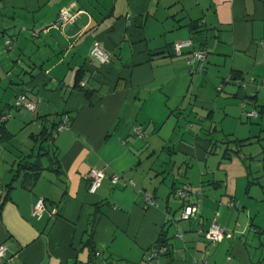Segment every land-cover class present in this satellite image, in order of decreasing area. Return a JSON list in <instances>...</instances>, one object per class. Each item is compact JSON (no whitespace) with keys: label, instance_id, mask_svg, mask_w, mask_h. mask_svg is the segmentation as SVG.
Returning <instances> with one entry per match:
<instances>
[{"label":"crops","instance_id":"crops-1","mask_svg":"<svg viewBox=\"0 0 264 264\" xmlns=\"http://www.w3.org/2000/svg\"><path fill=\"white\" fill-rule=\"evenodd\" d=\"M62 11L71 22L58 24ZM177 42L189 43L181 57ZM197 50L207 58L192 67ZM78 70L89 98L74 88ZM21 94L34 113L13 107ZM3 115L0 246L11 264H146L162 232L159 264H264V0H0ZM65 118L70 130L57 133ZM41 142L52 147L36 160ZM20 162L42 164L36 180ZM92 169L104 174L94 194ZM187 186L198 215L179 222ZM213 221L221 242L203 236Z\"/></svg>","mask_w":264,"mask_h":264},{"label":"built area","instance_id":"built-area-1","mask_svg":"<svg viewBox=\"0 0 264 264\" xmlns=\"http://www.w3.org/2000/svg\"><path fill=\"white\" fill-rule=\"evenodd\" d=\"M72 21V18L67 14V12L62 11L59 15V22L58 24H64V23H69ZM189 43L186 42H177L174 43L171 46V50L173 52V55L175 57H181L182 54V49L187 47ZM4 46L7 50H11V41L6 40L4 42ZM90 55L92 58L98 60L101 64H105L108 62V56L105 54L99 45L93 46ZM207 58V52L203 50H197L193 51L191 54L187 56V62L190 66H194L196 63L199 62H204ZM80 87L85 88L87 85L86 80H82L80 82ZM13 107L18 110H25L31 113H34L36 111V103L33 101L27 94H21L16 97L13 103ZM248 117H256V113L252 112L250 114H247ZM10 118V115H3L0 116V122L5 123L8 119ZM71 127V121L68 118H65L61 121V123L57 126L56 132L57 133H62L64 131L70 130ZM141 133L139 132V135ZM104 174L102 171L92 169L89 171V173L86 176L87 181L89 182L88 186V192L90 194H94L98 188L101 185V180L103 178ZM118 182V177H113L111 180V183L113 185L117 184ZM177 195L180 198V200L184 201L188 196L189 193H191V188L187 187L185 189H178L177 190ZM145 202L148 206H154L152 202V198L150 196L145 197ZM47 206L45 204V201L43 199H38L36 203L34 204L31 215L33 218L36 220H41L45 213H47ZM49 216L56 217L57 215V210L52 207L49 209L48 212ZM198 215V208L196 205H189L185 204L182 208L180 217L178 218L179 222H188L190 219L196 217ZM199 233H202L199 231ZM226 232L225 230L219 226L216 222H212L208 231L204 232L203 236L206 240L208 241H213V242H221L225 238ZM6 247L4 245L0 246V261H5L6 260ZM167 253V248L162 246L158 248L157 250H153L147 254L145 257V262L146 264H159L158 260L161 256L165 255ZM96 257L101 258V254L96 252L95 253ZM5 264H11L9 260H6ZM124 264V263H121Z\"/></svg>","mask_w":264,"mask_h":264},{"label":"trees","instance_id":"trees-1","mask_svg":"<svg viewBox=\"0 0 264 264\" xmlns=\"http://www.w3.org/2000/svg\"><path fill=\"white\" fill-rule=\"evenodd\" d=\"M83 73H82V71L81 70H78L77 72H76V79H75V86H74V88H77V89H79V90H83L84 91V93H85V95H86V97L87 98H89V97H91L92 95H93V93L94 92H92V91H89L88 89H85V88H81L80 87V82L82 81V79H83ZM235 77V80L236 79H239L240 77L239 76H234ZM3 129V127H1L0 128V130H2ZM230 143H236V144H238L239 142H226V144H230ZM19 166H20V168L21 169H25V171H30L31 173H32V178H33V181L34 180H36L37 179V177L39 176V172L42 170V168H40V164H38V163H33V164H31V163H24V162H20V164H19ZM187 187H189V186H187ZM187 187H184V188H181V189H185V188H187ZM7 188L10 190L11 189V185H8L7 186ZM176 192H177V190H176ZM190 194L191 193H189V196H190ZM188 196V197H189ZM187 197V198H188ZM186 198V199H187ZM186 199L183 201V202H185L186 201ZM6 201V199H4L3 201H2V203H1V205L4 203ZM0 205V206H1ZM1 208V207H0ZM94 225V224H93ZM166 232H162L161 233V236H160V238H159V240H158V243L154 246V248H155V250H157L158 248H160V247H162V246H164V247H166L167 248V252H168V245H167V239H166V234H165ZM91 237H92V235H89V240L87 241V243H86V245H88V246H90V241H91Z\"/></svg>","mask_w":264,"mask_h":264},{"label":"rangeland","instance_id":"rangeland-1","mask_svg":"<svg viewBox=\"0 0 264 264\" xmlns=\"http://www.w3.org/2000/svg\"><path fill=\"white\" fill-rule=\"evenodd\" d=\"M44 144H45V147H42V146H44ZM42 147V148H41ZM50 147H52V144H50L49 142H47V144L46 143H44V142H41V143H39L38 144V146H37V150L35 151V153H34V157L36 158V160L38 159V156H39V153H40V149L39 148H41V149H43L44 151H43V154H45V153H47L48 151H49V148ZM45 157H42V158H40V162H41V159L43 160V163L45 164L47 161L44 159ZM41 164V163H40ZM42 165V164H41ZM179 198V197H178ZM177 198V199H178ZM180 199V198H179ZM178 199V201H180ZM182 203V202H181ZM183 204H187V202H183ZM181 211H182V208L178 211V213L176 214V217H175V219H177L178 220V218L180 217V214H181ZM171 227V226H170ZM171 235L173 234V228L171 227Z\"/></svg>","mask_w":264,"mask_h":264}]
</instances>
